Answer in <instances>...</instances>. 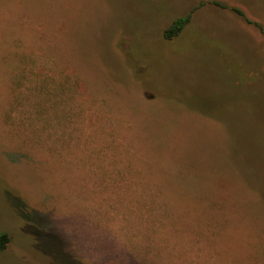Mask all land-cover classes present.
<instances>
[{
    "label": "rangeland",
    "instance_id": "1",
    "mask_svg": "<svg viewBox=\"0 0 264 264\" xmlns=\"http://www.w3.org/2000/svg\"><path fill=\"white\" fill-rule=\"evenodd\" d=\"M256 25L264 0H0V264H264Z\"/></svg>",
    "mask_w": 264,
    "mask_h": 264
},
{
    "label": "trees",
    "instance_id": "2",
    "mask_svg": "<svg viewBox=\"0 0 264 264\" xmlns=\"http://www.w3.org/2000/svg\"><path fill=\"white\" fill-rule=\"evenodd\" d=\"M215 5H216V3H215ZM198 8H199V5L196 8H194L193 10H191L187 15L175 19L172 22V24L170 25V27H168L165 30L164 38L166 40H173L174 38L179 36V34L182 33V31L185 29V27L191 23L192 18H193V14ZM238 12H239V15L242 16L241 11L238 10ZM256 26L259 28L260 32L264 36V28L260 25H256ZM10 242H11V238H10L9 234H7V233L0 234V253H2L3 251H5L7 249Z\"/></svg>",
    "mask_w": 264,
    "mask_h": 264
}]
</instances>
